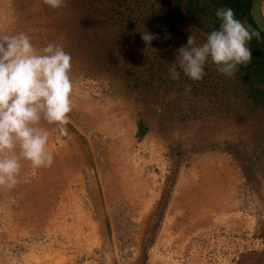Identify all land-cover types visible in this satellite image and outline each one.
Masks as SVG:
<instances>
[{
	"label": "rangeland",
	"instance_id": "rangeland-1",
	"mask_svg": "<svg viewBox=\"0 0 264 264\" xmlns=\"http://www.w3.org/2000/svg\"><path fill=\"white\" fill-rule=\"evenodd\" d=\"M104 2L0 0V31L62 46L76 86L69 136L42 124L53 166L22 160L0 190V264H264V108L210 60L173 82L189 34L206 42L183 12L154 29Z\"/></svg>",
	"mask_w": 264,
	"mask_h": 264
},
{
	"label": "clouds",
	"instance_id": "clouds-1",
	"mask_svg": "<svg viewBox=\"0 0 264 264\" xmlns=\"http://www.w3.org/2000/svg\"><path fill=\"white\" fill-rule=\"evenodd\" d=\"M43 3L53 10L67 6L66 0ZM215 14L219 27L206 36V42L198 45L190 33L187 45L178 49L168 68L172 80L179 81V68L192 81H202L209 60L229 78L252 62L248 45L254 37L260 38V32L250 30L230 7L218 8ZM157 38L142 32L148 46ZM72 70V57L62 46L49 42L38 48L24 32L0 31V190L17 187L22 160L34 169L53 166L50 133L42 124L54 125L61 136H69L67 125L76 95Z\"/></svg>",
	"mask_w": 264,
	"mask_h": 264
},
{
	"label": "trees",
	"instance_id": "trees-1",
	"mask_svg": "<svg viewBox=\"0 0 264 264\" xmlns=\"http://www.w3.org/2000/svg\"><path fill=\"white\" fill-rule=\"evenodd\" d=\"M104 1L107 4L114 3V6H123L130 13H138V16L142 15L145 25L153 26L154 29H157L160 25H166L170 29H174L176 25L172 13L179 19L183 12L192 28L202 30L206 36L213 29L219 27L220 21L216 17V10L221 7H230L237 19L247 24L250 30L258 31L250 17L251 0H170L166 3L161 2L157 9H153L154 6L149 3L150 0ZM80 4L83 5L84 3L80 2ZM169 6L173 8V12H171ZM120 14H123V12ZM148 22L151 23L148 24ZM248 46L251 49L252 62L247 67L240 66L235 76L241 78L242 85H244L243 92H245L251 104L264 108V34L260 32V38L254 37ZM159 78H161V75ZM186 78L187 76L173 82L183 88ZM147 131L148 129L140 122L138 124V136L145 135Z\"/></svg>",
	"mask_w": 264,
	"mask_h": 264
},
{
	"label": "water",
	"instance_id": "water-1",
	"mask_svg": "<svg viewBox=\"0 0 264 264\" xmlns=\"http://www.w3.org/2000/svg\"><path fill=\"white\" fill-rule=\"evenodd\" d=\"M250 17L256 29L264 34V0H251Z\"/></svg>",
	"mask_w": 264,
	"mask_h": 264
},
{
	"label": "crops",
	"instance_id": "crops-1",
	"mask_svg": "<svg viewBox=\"0 0 264 264\" xmlns=\"http://www.w3.org/2000/svg\"><path fill=\"white\" fill-rule=\"evenodd\" d=\"M247 25V24H246ZM248 26V25H247Z\"/></svg>",
	"mask_w": 264,
	"mask_h": 264
}]
</instances>
